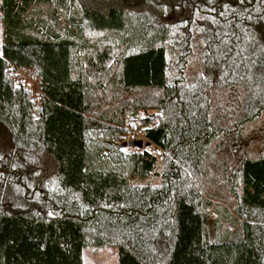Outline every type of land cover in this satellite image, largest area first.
Returning <instances> with one entry per match:
<instances>
[{
	"label": "trees",
	"instance_id": "16d2710c",
	"mask_svg": "<svg viewBox=\"0 0 264 264\" xmlns=\"http://www.w3.org/2000/svg\"><path fill=\"white\" fill-rule=\"evenodd\" d=\"M0 12V264H84L111 247L118 264H264V0ZM135 123L159 155L117 148Z\"/></svg>",
	"mask_w": 264,
	"mask_h": 264
},
{
	"label": "rangeland",
	"instance_id": "374dc122",
	"mask_svg": "<svg viewBox=\"0 0 264 264\" xmlns=\"http://www.w3.org/2000/svg\"><path fill=\"white\" fill-rule=\"evenodd\" d=\"M1 43H2V24H1V12H0V46H1ZM193 43H194L193 54L190 56L189 64H188V67L186 69V74L191 76V77H196V76H199L202 74L200 63H199V56H200L201 50H200V47L198 44V37L197 36H194ZM33 83L36 85V82L33 81ZM32 90H33L32 92L34 93L33 96L37 97L39 95L38 88H36V86H35V88H33ZM37 111H38V109L35 111V114H37ZM153 113H154V111H152V110H148V112L140 110V111L134 112L133 116H134V118H139L143 115L153 114ZM135 124H136L135 125L136 127L129 128V131H132L134 128L139 129L141 127V126H139V124H137V123H135ZM259 124L261 126L264 125V120L261 121ZM254 136H256V135H254ZM261 137L263 138V141H264V133L262 134ZM128 139H129V137H128ZM252 148H255L256 151H259L261 147L257 145V146H253ZM159 163H161V162L159 161ZM156 169L158 171H160V164L157 165ZM151 180L157 181L158 178L152 177ZM141 182H144V181L142 180ZM212 216L213 215L211 214V218H209V219H212ZM214 232H215V225H214ZM84 264H118L117 248H114V247L103 248V249H100L97 251H93L91 249H85L84 250Z\"/></svg>",
	"mask_w": 264,
	"mask_h": 264
},
{
	"label": "built area",
	"instance_id": "2783aa9c",
	"mask_svg": "<svg viewBox=\"0 0 264 264\" xmlns=\"http://www.w3.org/2000/svg\"><path fill=\"white\" fill-rule=\"evenodd\" d=\"M17 81L25 89H33V88H35V86L37 88V85H35L33 83V80L31 78L30 73L25 69H18L17 70ZM128 137H129V139L127 138V141L133 140V139L141 140L142 141V147L141 148L125 147L124 152H126V153H130L131 151H134V150H146L150 154L156 156L162 152V150L158 146H156L155 144H152L146 138V134L142 128H139V129L134 128L132 131L129 132ZM147 142H148V145L146 146L145 144Z\"/></svg>",
	"mask_w": 264,
	"mask_h": 264
},
{
	"label": "water",
	"instance_id": "95a60500",
	"mask_svg": "<svg viewBox=\"0 0 264 264\" xmlns=\"http://www.w3.org/2000/svg\"><path fill=\"white\" fill-rule=\"evenodd\" d=\"M146 146L148 145V142L145 144ZM125 147H138L141 148L142 147V141L141 140H129V141H124L121 144H119L117 146V148H125ZM205 228L207 230V234H208V240L209 242H211L212 237H213V233H214V224L212 219H208L205 223Z\"/></svg>",
	"mask_w": 264,
	"mask_h": 264
}]
</instances>
